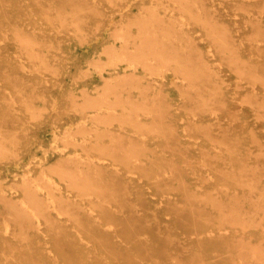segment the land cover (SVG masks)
I'll use <instances>...</instances> for the list:
<instances>
[{"label":"rangeland","instance_id":"obj_1","mask_svg":"<svg viewBox=\"0 0 264 264\" xmlns=\"http://www.w3.org/2000/svg\"><path fill=\"white\" fill-rule=\"evenodd\" d=\"M216 2L219 3V0H216ZM151 3L152 5H154V3L160 4L161 6L163 5L165 7L164 9H172L174 8L173 6H176L179 17L185 14L189 16L187 10L184 12L180 11L181 9L178 8L179 2H174V0H41L40 2H37L36 0H12L8 1V4H0V135L2 138L3 136L8 135V132L10 134L12 133L16 136V138H18L20 141L19 146L22 148V152L17 154L16 157L12 153L14 157H11V159L8 157L2 160L0 159V190L4 189L8 192V194L14 195L18 201L20 198L26 197V195L24 196L22 186L20 185L21 182L23 183L25 169L22 167L19 168L15 164L17 158L21 156H24L25 159L29 161L28 159L31 160V157L35 155V159L37 161L36 164L41 165L43 163L46 164V167L49 165L55 166L54 163L58 161L61 155L67 157L69 156L70 158L83 156L85 159L87 157H92V159L95 161L111 164L109 169L117 167L122 172L125 171L127 169L125 164L126 161L124 159L121 160L117 156L118 154L115 156V153H113L111 156L112 152H108V150L105 148L102 151H99L96 148L84 149L82 146L76 145L75 143L67 140V135L71 133L72 135L75 134L77 137H81V133H79L78 130L81 128L85 120L83 117V112L80 108L82 105H84L83 107H85L87 110H90L89 112L92 111L90 117L86 121L89 127L100 125V129L97 134H101L102 130H104L107 125L109 131L105 132V141L109 142V136L111 134L119 136V133L123 131H126L124 133L135 134L134 131H137L139 127H136L135 121L130 124L131 121L128 122V120L135 118L136 114L138 113L139 114L137 116L142 118L143 110L134 112L133 116H127L121 113V111L124 109L123 105L125 104L126 107H132L131 105H133V109L136 106L137 108L141 109L140 104H142L141 102L143 101L141 99H143V95L145 93L143 81H146V77H153L155 81H157V79H161L167 82L165 86L167 91H172L171 101H173V107L178 113L177 121L180 124L178 127L184 134L181 136V138H184L185 143L178 147L176 146V144H179L178 140H175L172 137L170 139L167 133H163L162 131H159V129L155 132H153V129L152 132L148 131V133L146 131L147 129L143 128V137L150 142V148L154 152L149 154V157L145 156L143 158V165L138 166L135 170L136 173L133 175L141 176L143 178V218L146 217L147 214H149L148 216L151 218H154L153 215L157 216V219H154L152 226H150L153 231L150 233H144L143 236L145 235L144 237H146L148 235L151 238V234L159 232L163 235V239H166V241H161L160 244H155L154 248H151L150 250L144 248L143 253H141V251L134 250L133 252L135 257L137 256L138 259L143 257V264H173L174 262L168 256L164 255L162 258L158 257L164 248L161 247L168 243V245L171 246V251L173 253L180 252L181 248L178 250V248H175V246L181 245V243L184 242L183 240L186 236L193 238V232V234H195V231H197L200 227H206V225L209 224V227L213 228L215 231H219V229L222 227V229L228 232V235L225 238L220 237L212 241L209 240L206 242V246L203 245L204 249H202L203 246L199 247L196 242L191 251L187 250L189 254L188 256H191L193 253H199L197 250H200L202 251L201 253L203 256L204 252L207 256L209 254L211 255V257H207L206 259L208 264H220V262L225 261L230 264L229 260H231L232 257L231 263H233V259L236 258L234 262L237 264H264V260H258L257 257L255 258L251 254L253 249H255L254 246L257 245V242L261 241L262 239L264 243V215H259L256 220L250 219L246 223L242 221V224H245L246 227H244L242 224L238 225L236 223V225H232L231 221H216V224L220 223V227L218 225H214L213 221H207L206 218L200 216V213H202L201 208L203 205H205V201L210 200V198L203 197H206V195H209V193L210 195L211 193L217 194L219 186L225 188L229 186L230 180L226 181L221 178L223 175L222 171L227 169L226 166H230V168H236L237 174L240 172L239 167L243 165L242 163L244 162L247 164L249 163V166H251L252 169L248 170V173L250 174L253 172L261 173L264 170L263 100L256 102L250 98V94L252 92L251 89L253 87H256L260 93H264V85L260 81H255L260 78L257 77V79H254V76H256L255 73H253V77H251L252 74L250 76V73L235 72L234 68H232L227 62L228 59L226 55L222 53L223 50L220 53L219 50H221V48L219 43L215 41V39L212 41L213 36H210L209 34L211 32L208 28L209 26H203L205 23H203L202 20L199 21V18L197 19L194 17L193 19H190V22L187 26L191 30L192 34L196 36V40L203 46L205 51L210 52L211 63L220 71V74L224 79L223 86H225L227 89V96L233 103H235V108L241 112V116H238L237 118V116H234L233 113L230 112V109L224 108L222 106H220L221 108H213L215 109L216 113L213 109H211L213 110L212 112L211 110L207 109V107H211L209 106L210 101H205V107L202 105L200 106V103H202V101L204 102L203 99L206 98L205 95L207 94L208 90H210L209 87L212 88L213 86H216L213 85L214 80L201 81L200 79L198 82H195L191 79V81L189 77L190 75L188 76L190 70L188 69V71H186V76L184 74V68L180 67V65L177 66V63L180 62L179 60L169 62L168 64L167 62H165L166 64L162 62V66L158 68H144L143 59L139 53L140 51L136 49V46L131 41L134 39H138L137 43L140 41L139 35L141 34V30L143 28V10H147L148 5H151ZM40 4L46 5V7H44L45 10L40 7ZM80 5L84 6L80 7ZM221 5H223V3H220V6ZM232 6L233 5L230 3H225L222 10H226L229 13L227 19L231 28L234 30L233 32L238 36V23L241 25L242 22L240 16L236 14V10ZM48 8L51 10L49 13L50 15H47L46 13ZM179 11L182 12V14ZM57 12L60 13L58 14ZM63 17H65V20H63ZM237 18L238 21L236 22ZM135 22L137 24H133ZM129 25V30L132 35L130 32L128 33V38L130 39H128L129 42H127L125 40L126 38L124 37V34L126 32L125 27ZM20 30L27 31L28 35L36 38L37 42L39 41L41 44L39 42H34L35 44H31V42L26 43L23 41L26 44L25 45L16 34V32ZM209 36L211 37V40ZM252 39L253 38H247L245 34V38H243V40L240 38L237 42L243 46L242 52H245L247 56L254 55V58H257L259 51L255 49L256 47L250 46L253 42L259 44L262 47V52L264 51V41H253ZM125 43L130 44V47L127 50L123 49L122 47L125 46ZM181 43H184V40H182ZM176 44L174 42L171 45L176 48ZM220 44L223 45V43ZM113 45H116L118 50H122V54H125L128 57L124 59V57L121 56L116 60V62H112L113 56L111 54V46ZM29 46H31V48ZM32 46L34 48H32ZM138 46L143 47V42H141V44ZM32 49L39 51V54L37 55L30 53V51L33 52ZM254 50H256L255 53ZM222 55H224L227 60L224 59ZM175 57L169 55L170 59L172 58L174 60ZM138 59H141V61ZM129 63H131V67L136 68V71L135 73L129 74L125 77L127 81V85L125 87H121V85L124 83L123 80H121V83L120 81L119 83H110L108 81L112 78V73H116L119 70H124V68H126ZM39 65H41V69L38 67ZM192 67L194 66H191L190 69H193ZM156 69H159L160 71L158 70L159 72H157ZM186 77H188L189 80ZM252 80H254V83ZM192 82H195L198 88L200 86L199 90H204L202 95H199V93L193 95H190V93L184 94L183 86L181 84H188ZM203 82L204 85L202 84ZM197 84L200 85L198 86ZM110 90H117V92L112 93L111 96V99L114 101V105L116 104L115 111H117V113L112 116L109 115L110 117L107 115L108 117H106L110 119L112 117L113 122H110L111 120L108 119L109 121H107V123L110 122V124L106 123L105 125L104 121H106V119H99L98 121L104 122H100L101 124L96 122L97 120L94 118L91 120L95 110L97 109L98 111V107L96 108V106L111 105L110 103L101 99L102 93H108ZM180 91L182 93H180ZM30 94H33L36 99L28 102L27 96ZM203 95L205 97H203ZM88 97L90 98L89 100ZM201 97H203V99ZM5 99H8V101ZM116 102H118V105ZM136 103H139L140 106ZM32 104L35 105L36 108H34L35 106H32ZM27 106L29 108H27ZM197 108H205V110H198ZM101 109L104 111L113 110L111 108H107L106 106H103ZM34 110L36 111L34 112ZM4 114L6 115L2 117ZM35 115H37V117ZM200 115H204L205 118L212 117L213 119H198V121L194 123L195 125L193 126L187 123V120H189L190 117L193 116L198 118ZM216 115L223 116L222 121L218 120V116ZM124 117L128 118V120L124 122L125 124L122 123L125 121ZM218 122L223 125V128L229 127L232 129L229 130L228 133H225L223 131L224 129H222L224 134L218 132L216 133V130L214 131L215 135H211L208 132L203 134L196 129L197 127L200 129L204 128L201 124L215 123L216 126H218ZM133 124H135V126ZM236 128L237 131H235ZM100 140H102V138ZM225 142H229L227 144H229L230 147H227L228 145H224ZM235 142L239 144L237 145ZM233 143H235V145ZM15 144L17 145L18 142L9 141L8 145L10 147L8 150L1 151L3 150L1 146L0 152H12L13 146ZM106 144L108 145V143ZM169 145H172L173 148ZM182 146L187 148V153L184 154L183 150L181 149ZM211 146H213L215 149L211 148ZM234 146L237 150L239 148L240 151L238 150L236 152ZM208 147L209 149H212V153L215 154L216 152L217 156L213 154L211 157L207 150ZM231 148L232 151L236 153L233 152V154H231ZM228 149L231 153H229ZM105 151H107L108 156H106ZM101 152L104 153L102 157ZM185 155H189L192 158L193 165H187ZM221 155L229 158L227 165L224 161L225 159ZM236 155L238 156L237 159ZM260 157L263 159V161L257 160ZM136 158L137 157H134V159ZM170 160L177 161V163L182 167L181 171H187L186 173H189V179L192 182V191H197L203 196L199 199L190 198V202L194 203L195 206H198L196 210H194V208L192 210H186V205L183 206L182 204H184L188 198H186V195L181 193L177 194L176 191L171 190V196L173 198L177 197L175 199H179L180 203H176L177 206H171L170 202L168 204L167 200L161 198L162 191L159 190V188L166 186L158 185L157 183L161 177L154 174L158 171L161 172V169H164L165 171V173L162 172V176L164 175V177H168L174 173H176L175 175L181 174V172L175 170L177 169L175 168L176 166L174 167L175 169L173 168ZM6 161H12V163L8 164ZM160 163L161 165H159ZM149 166L150 169H153L147 171ZM39 169L33 168L30 170V173L34 177H37V181H40L45 186L47 184L45 183L46 178L43 177L41 170ZM54 172H56V170H54ZM46 173L57 181H60L64 187L63 190L67 191L68 193L71 190L72 192H70V194L74 197H93V199L95 198L96 200H102L107 197V194L105 196L100 192V187L95 189L96 187L93 188V186L91 187L94 190L91 188H89V190L86 186H84V188L88 191L83 189L81 190L82 192L79 191L77 193L78 189H75L71 186L73 183L71 177L66 176L67 179H62L60 178L62 176L59 175V172L53 173L52 168H47ZM177 179L178 178H176L174 185H168L170 187H167V189H171V187H175L176 185L178 186L179 179ZM137 188H139V186ZM95 190L98 194L101 193L99 194L100 196L95 193ZM240 191L241 194H250L251 192H254L251 188L250 190L247 189L245 191ZM86 192L89 193L87 194ZM82 194L87 195L83 196ZM201 199L202 201L200 202ZM221 199L235 198L232 196V198ZM180 205L183 207L181 206V208ZM205 206L208 207L209 212L212 210L213 212L211 213H216L211 207L212 204ZM175 207L177 208V211ZM147 210H149V212H147ZM4 211V204L0 202V236L5 233L6 229L4 221L5 219H3ZM191 211L193 214L195 213L194 216ZM95 212L98 213L99 211L96 210ZM104 217L106 220L110 219L109 214L104 215ZM102 219H104L103 216ZM185 220L189 221L186 222ZM78 222L75 221L72 224H74L76 227H79L81 226L79 224L82 221ZM11 224L12 227L9 234H11V238L15 239L16 241H13L14 243H12L8 241L6 242V239H0V255L1 250L7 245V250L15 253V260L18 262L19 259H21L23 250L25 252L26 248H29L27 247L29 246V243L27 242V239H22L23 237H21V235L23 234L20 235V232H22L23 228L18 223L16 224L14 220H11ZM86 225L84 226L89 228L87 223ZM43 227L49 226H46V223L44 222ZM72 227L74 230L76 229L74 226ZM196 227H198V229H196ZM185 229L188 230L186 231ZM19 230L21 231L18 232ZM14 231L18 234L13 235ZM50 231L53 232L49 236L48 234L44 233L45 235H43V237H49V240L46 239V242L43 240L42 245L50 247L53 252L56 251L58 256L61 252V249L67 248L66 245L61 243V240L65 238V233L59 234L54 231V229H51ZM146 231L149 232V230ZM170 234L173 239H167ZM84 235L86 236L87 234ZM238 238L240 241L242 240L240 245L237 243ZM61 246H63V248ZM230 252H232L233 255H231L232 253ZM238 252L240 253L238 254ZM216 253H219L220 256L214 258L212 255H215ZM95 254L92 257L93 263L91 264H96V262H99V259H104L108 263L112 262L111 255L106 256V254L102 253L101 251L97 253V256ZM22 259H24V264H34L30 257L27 259L25 256H23ZM76 259V262H79L78 257ZM64 261L66 260L64 259ZM159 261H161V263ZM42 262L46 264H53L54 260L46 258ZM66 264H70V262L66 261Z\"/></svg>","mask_w":264,"mask_h":264},{"label":"bare ground","instance_id":"obj_2","mask_svg":"<svg viewBox=\"0 0 264 264\" xmlns=\"http://www.w3.org/2000/svg\"><path fill=\"white\" fill-rule=\"evenodd\" d=\"M8 1H12V0H0V4L1 5L8 4ZM36 1L40 2L41 0H36ZM174 2H179L178 8L181 9L180 11L184 12L185 10H187L189 16L185 14L186 16L182 15L181 17H179L178 16L179 14H177L176 6H173L174 8L172 9H164L165 7L163 5L161 6L160 4H157V3H154V5H152L151 3V5L149 4L150 6L148 5L147 10L146 9L143 10V16H142L143 17V28L141 30L142 31L141 34L139 35L140 41H138V43H137L138 39H134L131 41L136 46V49L140 51L139 53L141 54V58L143 59V67L144 68L145 67L146 68H154V67L158 68L162 66V62L163 63L167 62L168 64L169 62H174V61L179 60L180 62L177 63V66L180 65V67L184 68L185 75L187 73L186 71H188V69L190 70L189 72L191 74L188 73V76L190 75L189 76L190 80L192 79L195 82H198L200 79L201 81L214 80L213 85H216V86H213L212 88L209 87L210 90H208L207 94L205 95L206 98L203 99V97H205L204 95L203 97H201L204 100V102L202 101V103H200V106L202 105L203 107H205L206 105L205 101H210L209 106L211 107L210 108L207 107V109L211 110L215 107L221 108L220 106H222L224 108L230 109V112L233 113L234 116H237V118L238 116L240 117L241 112L236 110L235 103H233L227 96V93H226L227 89L225 86H223L224 79L222 75L220 74V71L217 68H215L211 63L210 52L205 51L203 46L196 40V36L192 34L191 30L189 29L187 25L189 24L190 19H193V17L197 19L199 18V21L202 20V22L205 23V25L202 24L203 26H206V25L209 26L207 27L211 31V32L209 31L210 36H213L212 41H214L215 39V41L219 43L220 48H221V50H219L220 53L223 50L222 53L226 55L228 60L224 57V55L222 56L224 57V59L227 60L229 65L232 68H234L235 72L250 73V76L252 74L251 77H253V73H255L256 76H254L255 77L254 79H257V77H260L259 79L255 81L256 82L260 81L264 85V76H263L264 75L263 74L264 73V51L261 52L262 47L255 42L251 44L250 47H256L255 49L259 51V55H257V58H254V55L247 56L245 52H242L243 46L237 42L238 39L240 38L243 40V38H245V34L247 38H253L252 39L253 41H264V0H219V3H217L216 0H174ZM220 3H223V5L225 3L232 4L233 5L232 7L236 10V14L240 16L242 23L241 25L238 23V29H237L239 33L238 36L236 33L233 32L234 30L231 28L229 21L227 19L229 13L226 10H222L223 5L220 6ZM40 5H41L40 7L43 10H45L44 7H46V5L45 4H40ZM83 6L80 5V7H83ZM50 11L51 10H49L48 8L46 12L47 15H50L49 14ZM180 13L182 14V12ZM63 20H65V17H63ZM237 21H238V18L236 19V22ZM133 24H137V23L135 22ZM125 28H126V32L124 34V37L126 38L125 40L129 42L128 39L130 38H128L129 37L128 33L130 32L129 30L130 25L126 26ZM16 34L22 42L23 41H25L26 43L31 42V44H35L34 42H37L36 38L28 35L27 31L20 30L16 32ZM210 36L209 38L211 40ZM182 40H184V43H181ZM172 41L173 43L175 42V44L179 43V44H176L177 45L176 48H174L171 45L173 44ZM141 42H143V47L138 46L141 44ZM220 43H223L224 46L221 45ZM33 46L32 48H34ZM29 47L31 48V46ZM111 47H112L111 54L113 56L112 62H116V60L119 59L121 56L124 57V59L128 57L125 54H122L123 51L118 50L116 45L115 46L113 45ZM122 47L123 49L127 50L130 47V44L125 43V46H122ZM256 50H254V53ZM32 51L33 52L30 51V53L37 54V55L39 54V51H37L36 49H32ZM169 55H172L174 57L176 56V57L173 60L172 58L171 59L169 58ZM139 61H141V59ZM40 66L41 65H39L38 67ZM191 66H194L192 67L193 69H190ZM166 68H167V65H166ZM156 70L157 72L160 71L159 69H156ZM135 71H136V68L131 67V63H129L128 66L124 68V70H119L116 73H112L111 77L113 79L111 78L108 81L110 83H117V82L119 83L120 81L121 83L122 82L121 80H123L124 83L123 85H121V87L122 86L125 87L127 85V81L125 77L128 76L129 74L135 73ZM252 81L254 83V80ZM195 82H192V83H195ZM192 83L181 84L183 86L184 94L190 93V95H193V94L199 93V95H202L204 93V90L202 91L199 90L200 84H197L199 86L198 88L196 86V83L195 84H192ZM166 84L167 82L164 80L157 79V81H155L153 77H149V78L146 77V81H143V88L145 89V93L143 95V99H141L143 100L141 102L142 104H140L141 105L140 106L139 103H136L141 107V109L137 108L136 106L135 107L136 109L134 108L135 109L134 111V109L132 108L133 105H131L132 107H126L124 104L123 105L124 109L121 111L123 115L133 116L134 112H138V110H143L142 118H139L137 116L139 114L138 113L136 114V117L133 119H130L131 118L130 116L129 118L130 120L124 117L125 121L122 122L124 123L126 122V120H128V122L131 121L130 124H132V122L135 121L136 127L138 126L139 128L138 127L137 128L139 130L137 129V131H134L135 134L124 133L126 131L119 133V136L115 134H111L109 136L110 137L109 142L105 141L104 139L105 132L109 131L106 123L109 120H111L110 122H113V120H112V117L111 119L106 118V117H108L109 115L112 116L117 113V111H115L116 104L114 105L113 103L114 101L111 99L112 93L117 92V90H113V91L110 90L108 91V93L104 92L107 94L102 93L101 99L105 100L111 105L96 106V108L98 107V111L96 109L92 115L91 120L94 118L97 120L96 122H99V123L102 122V121H98L99 119H102V120L106 119V121H104L105 123L102 122L106 125V127L104 128V130H102L101 134L99 133L97 134V132H99L100 125L89 127V125L86 123L92 111L89 112L90 110H87L85 107H83L84 105L80 107L83 112V117L85 119L81 128L78 130V132L81 133L82 138L77 137L75 134L72 135L70 133L67 135V138H68L67 140H69L72 143H75L76 145L82 146L84 149L96 148L99 151H102L105 148L108 150V152L109 151L112 152L111 156L113 155V153H115L114 154L115 156L116 154H118L117 156L121 160L124 159L126 161L125 164L127 166V169L123 172L119 170V168L117 167L109 169L111 164H107V163L100 162V161H95L92 159V157H87L85 159L83 158V156H77L75 158H70L69 156L67 157V156L61 155L58 161L54 163L55 166L49 165L48 167H46V164H43V163L41 165H37L35 155L31 157V160L28 159L29 161H27L24 156L17 158V161L15 162V164L19 168L22 167L25 169V174L23 175V183L21 182L20 185L22 186L24 196L26 195L27 198L26 197L20 198L18 201L14 197V195L8 194V192L5 191L4 189L0 190V202L3 203L5 207V211L3 213V219H5L4 221H5V228H6L5 233L2 236H0V239L1 240L6 239V242L8 241L12 243H14L13 241H16L15 239H12L11 234H9L11 227H12L11 220L12 221L14 220L16 224L18 223L23 228V229L20 228L22 229V232H20L21 230H19L18 232H20V235L23 234L21 235V237H23L22 238L23 240L27 239V242L29 243V246L27 247L29 248H26L25 252L23 250L21 259H19V261L17 262V260H15L16 258L15 253L12 251H8L7 245H6L1 250L0 264H24V259H22L23 256H25L27 259H29L30 257V259L34 262V264H39V263L46 264L42 262L46 258L53 259L54 260L53 264H66V261H69L70 264H91L93 263V259H92L93 255L96 253L95 255L97 256V253H99V251H101L102 253H105L106 256L111 255L112 262L108 263L104 259H99L98 260L99 262H96V264H143V257L141 259L140 258L138 259L137 256L135 257V254L133 251L137 250L143 253L144 248L150 250L151 248H154L155 244H160L161 241H166V239L165 240L163 239V235L160 234L159 232L157 233L155 232L151 234V238L148 235L146 237H144L145 235L143 236L144 233H150L153 231V229H151L150 226H152L153 220L157 219V216L153 215L154 218H151L150 216H148L149 214H147V216L143 218V193H144L143 180H142L143 178L141 176L133 175L136 173L135 172L136 168L140 165H143V158L145 156L149 157V154L154 152L150 148V142L146 138L143 137V128L147 129L146 130L147 132L148 131L152 132L153 129H154L153 132H155V131H158L159 129V131H162L163 133H167L170 139L172 137L175 140H178L179 144L175 143L176 146L178 147L181 146V144L185 143L184 138L183 137L181 138V136H183L184 134L180 131L178 127L180 125L179 122L177 121L178 113L176 109H174L173 107L174 106V103H172L173 101H171L172 91L171 90L167 91V88H165ZM202 84L204 85V82ZM251 90H252L250 94L251 100L256 101V102H259V100L261 101L263 100L262 103L264 106V93H260L256 89V87H253ZM180 93L182 92L180 91ZM27 98H28L27 100L28 102L36 99V97H34L33 94L28 95ZM89 99L90 98L88 97V100ZM5 100L8 101V99H5ZM116 103L118 105V102ZM0 106H1V103H0ZM32 106H35V105L32 104ZM103 106H106L107 108H111L113 110L104 111L103 109H101ZM27 108L29 107L27 106ZM34 108H36V106ZM197 109L199 110L201 108H197ZM203 109L205 110V108H202L201 110ZM213 110L216 113L215 109ZM213 110L211 111L213 112ZM35 111L36 110H34V112ZM78 111H79V107H78ZM5 115L6 114L2 115V117H4ZM35 116L37 117V115ZM198 119L208 120V119H213V118L212 117L205 118L204 115H200V117L198 118L192 116L190 117L189 120H187V123L193 126L195 125L194 123L198 121ZM222 119H223V116H218V120L222 121ZM110 122L108 123L110 124ZM133 125L135 126V124ZM201 125L204 128L200 129L197 127L196 129L197 131L199 130L203 134L204 133L206 134V132H208L211 135H215L214 131L216 130H217L216 133L218 132V133L224 134V132L228 133V131L232 129L229 127L223 128V125L219 122H218V126H216L215 123L201 124ZM222 129H224L223 130L224 132L222 131ZM0 130H1V127H0ZM69 131L72 132L71 130ZM235 131H237V128L235 129ZM0 138H1V135H0ZM2 138L0 141V148L2 146L3 150L1 151L8 150V148L10 147L8 145L9 141L18 142V144L17 145L15 144L13 146L12 152L10 151L9 152L6 151L8 153L0 152L1 160L7 157L11 159V157H14V156L16 157L17 154L22 152V148L21 146H19L20 141L18 140V138H16L15 135H13L12 133L10 134L8 132V135L3 136ZM101 138L102 140H100ZM106 143H108V145ZM225 143L224 145L226 146L228 145L227 147H230V145L227 144L229 142H225ZM235 143L237 144V142ZM235 143L233 144L235 145ZM169 146L173 148L172 145H169ZM182 147L181 149L183 150L184 154L187 153L188 152L187 148L186 147L182 148ZM211 148L215 149L213 146H211ZM211 148L209 149L208 147L207 150L212 157L214 153H212ZM229 149L228 151L229 153H231ZM235 150L236 152L238 150L240 151L239 148L238 150L235 148ZM231 151H232V148H231ZM105 152H106V156H108L107 151ZM233 152L234 151H232L231 154H233ZM12 153L14 156L12 155ZM103 154L104 153L101 154V157ZM216 154L217 153L215 152L214 155L217 156ZM134 157H137V158L134 159ZM222 157L225 159L224 161L227 165L229 158L224 157V156ZM185 158L187 161V165L189 164L193 165V160L189 155L187 156L185 155ZM237 158L238 156L236 157V159ZM257 160L263 161L261 157L258 158ZM6 162H8V164L12 163V161H6ZM121 162H124V161H121ZM170 163L173 166V168L176 166L175 168L177 169L175 168L174 169L176 171L181 172V174L175 175L176 173H174V174L169 175L168 177H164V175L162 176V172L165 173L164 169H161V172L158 171L154 174V175L161 177L157 184L160 186H164V185L166 186L163 188L161 187L159 188V190L162 191L161 198L167 200L168 204L170 202L171 206L172 205L177 206L176 203L178 204L180 203L179 199H175L177 197L173 198L171 196L172 194L171 190L176 191L177 194L181 193L183 195H186V198H188V200L186 199L187 201L184 202V204H182L183 206L186 205L187 207V208L185 207L186 210H192L193 208L194 210H196L198 206H195L194 203L190 202V198L199 199V198H202L203 196L197 191H192L191 189L192 182L189 179V173H186L187 171L182 172L181 171L182 167L177 163V161L173 160ZM242 164L243 165L239 167V170H240L239 174H237L236 168H230V166H226L227 169L222 171L223 175L221 176V178H223L226 181L230 180L229 186L227 188L219 186L217 194L211 193L210 195L209 193V195H206V197H203V198H210L209 201L204 200L207 203V204L205 203V205L212 204L211 207L215 210L216 213H211L213 212L212 210L211 212H209L208 207L203 205L201 208L202 213H200V216H203L204 218H206L207 221H213L214 225L220 226V223L216 224V221H221V222L231 221L232 225H236V224L239 225V224H242L243 222L246 223L250 219L256 220L259 215H264V170L261 173L253 172L252 174H250L248 173V170L252 168L251 166H249V163L247 164L246 162H244ZM159 165H161V163ZM33 168H36V169L40 168L39 170H41L43 177L46 178L45 183L47 184L45 186L40 181H37L38 180L37 177H34L33 175H31L30 170ZM47 168L48 169L52 168L53 173L59 172V175L62 176L60 178L62 179H67V177H71L73 180V183L71 184V186L75 189H78L77 193L83 189L86 191L87 189H85L84 186H86L88 189L89 188L93 189L94 187H96L95 189H98L97 187H100L101 188L100 192L104 194L105 196L107 194V197L109 195V197L108 198L106 197L105 199H102V200H96L95 198L93 199V197L91 198H84V197L77 198L76 196L74 197L73 195L70 194V192H72L71 190L69 193L63 190L64 187L62 183L60 181H57L56 179H54L53 177L49 176L46 173ZM148 169L147 171H150L153 168L150 169V166H149ZM54 170H56V172H54ZM150 173H153V172H150ZM176 178L179 179V185L178 186L176 185L175 187H171V189H167V187L174 185ZM91 186H93V188ZM138 186L139 188H137ZM250 188L254 192H251L250 194H241L240 190L245 191L247 189L250 190ZM86 193L88 194L89 192H86ZM95 193H97L96 190H95ZM228 195L229 196L232 195L233 198L235 199H221V198H232V196L229 197ZM222 196H226V197H222ZM201 201L202 199L200 200V202ZM182 205H180V207ZM96 210L99 212L96 213L95 212ZM176 211H177V208H176ZM147 212H149V210H147ZM107 214L110 215V219L106 220L104 215H107ZM102 216L104 219H102ZM75 221L76 222L82 221L79 224L81 226L76 227L74 224H72ZM44 222L46 223V226H49V227H43ZM85 222L88 224L89 228L84 226L86 225ZM72 226H74L76 229L74 230ZM209 226L210 225L208 224L206 225V227L205 226L200 227L199 229L198 227H196V229L198 230L195 231V234H193L194 232L192 233V235H194L193 238L186 236L183 240L184 242L182 241L183 243H181V245L175 246V248H178V250H180L181 248L180 252L173 253L171 251V246L168 245V243H166L165 245L161 247V248L164 247L162 249L164 252L161 251V254L158 257L162 258V256L164 255L168 256L174 262L173 264H208L206 259L207 257L208 258L211 257L210 254L207 256L206 253L204 252V256H203V254L201 253L202 251L197 250L199 251V253H196V254L193 253L191 256H188L189 254L187 250L191 251L192 247L194 246L196 242L199 247H202L203 245L206 246V242H208L209 240L212 241L220 237L225 238L228 235V232L222 229L221 226H220L221 228L219 229V231L217 230L215 231L213 228ZM243 226L246 227L245 224ZM51 229H54V231H56L59 234L65 233V238L61 240V243L66 245L67 248H63V246H61L63 249H61V252L58 256L56 254V251L53 252V250L50 247L42 245L43 240L44 242H46V239L49 240V237L47 238L43 237V235H45L44 233L48 234V236L51 235V233L53 232V231L52 232L50 231ZM146 230H149V232ZM17 234L18 233H15V231L13 232V235H17ZM84 234H87L88 236L87 235L85 236ZM239 238H238L237 243L240 245L242 240L240 241ZM167 239H173L171 237V234L167 237ZM256 244L257 245H255L256 247L254 246L255 249H253V252L251 254L255 258L257 257L258 260L260 259L264 260V243L262 239ZM204 246L202 249H204ZM239 253L240 252H238V254ZM231 255H233V253ZM212 256L215 258V257L220 256V254L216 253L215 255H212ZM77 257H78L79 262H76ZM64 259L66 261H64ZM231 260H229L230 264H237L234 262L236 258L233 259L234 260L233 263H231ZM159 262L161 263V261ZM220 264H228V263L227 261H225V262H220Z\"/></svg>","mask_w":264,"mask_h":264}]
</instances>
